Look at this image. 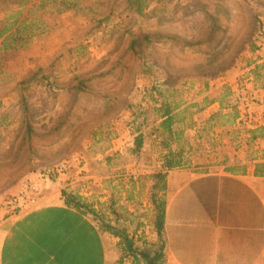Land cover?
Instances as JSON below:
<instances>
[{
    "label": "rangeland",
    "instance_id": "374dc122",
    "mask_svg": "<svg viewBox=\"0 0 264 264\" xmlns=\"http://www.w3.org/2000/svg\"><path fill=\"white\" fill-rule=\"evenodd\" d=\"M4 26L0 203L63 191L148 245L164 145L194 173L264 159V0H0Z\"/></svg>",
    "mask_w": 264,
    "mask_h": 264
},
{
    "label": "crops",
    "instance_id": "0c3cea01",
    "mask_svg": "<svg viewBox=\"0 0 264 264\" xmlns=\"http://www.w3.org/2000/svg\"><path fill=\"white\" fill-rule=\"evenodd\" d=\"M164 184L162 264H264V159L239 151L204 172L166 171ZM117 241L59 197L0 215V264H128Z\"/></svg>",
    "mask_w": 264,
    "mask_h": 264
},
{
    "label": "trees",
    "instance_id": "16d2710c",
    "mask_svg": "<svg viewBox=\"0 0 264 264\" xmlns=\"http://www.w3.org/2000/svg\"><path fill=\"white\" fill-rule=\"evenodd\" d=\"M138 1V0H137ZM142 10L141 6L136 8L137 13H140ZM7 30V27L4 26L0 30V36ZM160 117L159 126L168 134L170 138L172 135V121L173 114L170 112L168 107L161 106L157 109ZM142 134H138L134 140L135 151H138L142 146ZM163 150L166 151L165 156H163L162 161V170L152 175L154 184L152 190L154 193H163L164 192V181H165V172L178 168L179 161L174 158V153L168 149L167 145H164ZM152 194L151 201L153 204L154 211V230L156 238L153 242L146 245L144 242L141 246L135 244V241L130 237L125 229L117 230L109 225H102V229L98 228L105 233L110 234L111 236L118 238L116 243V249L119 256V262H128V264H162V225H163V213H164V202L162 199L155 197V194ZM61 196L66 205L71 206L75 209L82 210L84 213L95 218L94 211L82 203L77 196H72L65 192H61ZM93 219V218H92ZM96 223V222H95Z\"/></svg>",
    "mask_w": 264,
    "mask_h": 264
},
{
    "label": "built area",
    "instance_id": "2783aa9c",
    "mask_svg": "<svg viewBox=\"0 0 264 264\" xmlns=\"http://www.w3.org/2000/svg\"><path fill=\"white\" fill-rule=\"evenodd\" d=\"M23 192L19 195L6 197L0 203V215L5 217L16 216L23 211H26L28 208L32 207L36 202V186H29L27 182L22 184ZM30 190L33 196L26 195L25 191Z\"/></svg>",
    "mask_w": 264,
    "mask_h": 264
}]
</instances>
